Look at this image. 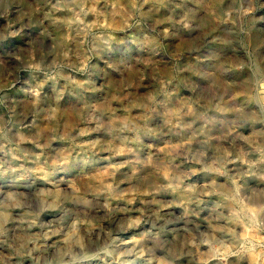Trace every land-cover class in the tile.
Returning <instances> with one entry per match:
<instances>
[{"label":"rangeland","instance_id":"obj_1","mask_svg":"<svg viewBox=\"0 0 264 264\" xmlns=\"http://www.w3.org/2000/svg\"><path fill=\"white\" fill-rule=\"evenodd\" d=\"M0 264H264V0H0Z\"/></svg>","mask_w":264,"mask_h":264}]
</instances>
